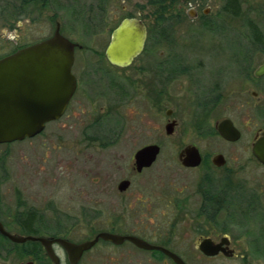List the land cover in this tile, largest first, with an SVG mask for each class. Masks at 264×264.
Instances as JSON below:
<instances>
[{
    "label": "flooded vegetation",
    "instance_id": "af4514ba",
    "mask_svg": "<svg viewBox=\"0 0 264 264\" xmlns=\"http://www.w3.org/2000/svg\"><path fill=\"white\" fill-rule=\"evenodd\" d=\"M126 19L138 18L128 17L118 21L117 25L110 29L104 51H92L82 55L80 59L77 57V52L87 48L64 36L60 20L55 21L56 29L53 36L59 30L64 38L75 45L72 67L76 81L75 92L59 119L48 123L42 133L36 137L15 142H33L34 148L42 153L41 160L44 163L50 160L51 163L55 162L47 177L51 189L49 212L33 204L29 206L21 200L22 191L17 193L19 201L15 212H10L0 202V223L5 231L12 236L37 239L16 243L0 233V264H9L11 260H8L11 258L20 261L19 264H179L178 259L183 264H230L233 260L244 259V256L239 255L241 253H264L262 181L237 180L231 174L226 175L223 180H216L209 170L200 180L173 190L172 194V191H167L162 185L153 186L150 181L136 180L157 162L152 167L139 171L136 168V153L148 146H158L161 154V141L175 135L188 134L181 123L185 113L187 111L191 113L190 110L193 108L195 110L193 109L191 115L196 117L191 126L192 132L190 129L188 132L198 134L202 125L209 122L207 120L212 117L217 103L223 100L220 94V100L217 101L216 91L221 80L226 76L228 78L229 75L226 74L228 69L216 73V69L211 68L208 73L212 85L210 88H205V72L203 73L205 69L193 70L177 58H171L169 61L157 62L156 68H138L132 70L133 74L129 77L120 76L119 72H131L129 68L143 56L148 57V60H158L165 56L163 51L157 55L146 52L150 44L149 28L144 20L138 19L147 29L143 51L129 67L123 68L111 64L106 51L113 32ZM100 22H94L96 30L99 24L104 23ZM89 27L84 26L83 33L92 32L93 26ZM96 30L93 31L95 34H97ZM254 34L252 44L261 45L263 42L258 35L259 32L255 30ZM164 40L167 41L164 36L157 41L153 40V46L157 48ZM234 56L239 55L234 54ZM240 56L237 75L258 85L264 74L256 76V73L264 64L251 70L252 54L247 52L246 55L243 56L242 53ZM104 61L118 72L105 69ZM174 62H178L179 68L170 67ZM183 79L187 83V90L182 87L171 89L175 82ZM250 95L252 101L245 100L241 104L245 111L247 110L245 114L250 113L256 120L262 116L263 104L257 91H251ZM105 101L110 106H107ZM224 120H230L240 132L241 137L238 141L230 142L221 137L218 126ZM152 122L157 126L149 127ZM138 125H146V128L154 131L155 138L159 142L140 148L133 156V166L126 168L125 173H120V168L93 170L86 168L87 152L95 143L98 152L114 148L127 137L128 132L134 133L138 130ZM169 126L171 133H168ZM213 133L218 134L229 144L238 143L244 136V132L228 117L216 121L214 129L208 131L209 135ZM262 133L264 129L254 130L250 150L254 162L264 168V165L253 155V146ZM189 147L199 151L202 162L198 167L188 168L179 161L181 153ZM219 155L223 156L225 161L221 167L213 163V159ZM8 156L9 153L5 152L0 165V173L3 177L8 174L6 166ZM183 158H186V154ZM178 162L183 167L178 171L186 174L201 169V166L209 167L200 149L193 144L180 150ZM211 163L216 169L221 170L227 165V160L224 155L216 154L212 157ZM242 172L243 170H240L237 174L240 175ZM89 180L98 186L101 211L79 215L59 211L66 200L65 191ZM125 182L127 185L121 190L120 186ZM108 199L114 206L106 211ZM157 219L173 220V222L168 224L169 227L165 225V227L150 228L132 223L129 229L121 228L124 220ZM218 221H223V227H218ZM235 221H239L243 229H233ZM253 222L256 223V228L251 229L249 227L254 226ZM184 223L187 224L186 227H179ZM106 224V227H99ZM101 234L134 237L147 245L140 247L129 240L116 244L100 238L78 257L61 243L65 241L80 245L95 241ZM39 239L47 241V244H43ZM213 253L216 254L209 255Z\"/></svg>",
    "mask_w": 264,
    "mask_h": 264
},
{
    "label": "rangeland",
    "instance_id": "374dc122",
    "mask_svg": "<svg viewBox=\"0 0 264 264\" xmlns=\"http://www.w3.org/2000/svg\"><path fill=\"white\" fill-rule=\"evenodd\" d=\"M228 1L163 0V4L153 5L149 0H0V59L21 48L52 37L56 29L55 21L58 20L62 24L61 31L64 36L87 48L77 52V57L80 59L86 53L104 51L110 29L112 30L118 21L128 17L142 19L149 28L150 44L148 43L146 52L157 55L163 51L165 56L158 60H148V57L143 56L129 68L131 72H119L120 76L129 77L133 74L132 70L138 68H156L157 62L169 61L171 58H177L193 70L205 69L203 70L205 88H210L212 85L209 78L211 68H215L216 73L228 69L226 74L229 76L224 77L220 86L217 87L215 97L218 101L222 94L223 100L217 103L212 117L207 120L209 122L202 125L198 134L191 133V126L196 117L191 113L195 108L190 110L191 113L186 112L185 109L186 113L181 125L183 124L182 127L188 134L175 135L161 141L162 150L157 162L136 180L150 181L153 186L162 185L167 191H172V194L173 190L200 180L209 170L216 180H223L226 175L231 174L237 180L262 181L264 184V168L254 162L250 150L254 130L264 129V78L256 85L237 75L240 67L238 59L242 53L243 56L247 52L252 54L251 70L264 64V0H233L236 2L237 16L224 10ZM190 11L196 15L195 18L189 15ZM94 22L104 23L99 24L96 30ZM90 25L97 34L93 31L89 34L83 33V27L90 28ZM255 30L259 32L258 35L262 39L261 45L252 44ZM163 36L167 38V41L164 40L157 48L153 46V40L157 41ZM104 63L105 69L117 71L105 61ZM177 63L174 62L170 67L179 68ZM184 81L183 79L175 82L171 89L182 87L187 90V83ZM251 91L259 93L263 104L262 116L256 120L250 113L245 114L247 110L245 111L241 104L245 100L252 101ZM105 104L108 102L105 101ZM224 117L231 118L244 132L243 138L236 144L225 142L218 134H208L209 130L214 129L216 121ZM156 126L157 124L152 122L149 127ZM138 127L139 129L134 133L128 132L127 137L114 148L98 152L95 143L94 147L87 152L86 168H92V170L120 168V173H125L126 168L133 166V156L140 148L159 142L155 138L154 131L146 128V125H138ZM188 129L191 132H188ZM189 144L200 149L209 167L201 166V169L188 174L178 171L179 168H183L178 162L180 150ZM5 152L9 153L6 162L8 174L3 177L0 173V202L3 207L10 212H15L19 201L17 193L22 191L21 200L29 206L33 204L49 212L51 189L47 177L55 162L45 160L44 163L41 160L42 153L34 148L33 142L0 146V165ZM216 154L224 155L227 160V165L221 170L216 169L211 163L212 157ZM240 170L243 172L238 175ZM98 191V186L90 180L73 189H68L65 191L67 194L64 195L65 203L63 204L61 200L63 206L59 211L77 215L100 212ZM107 201L106 211L112 205L114 206L110 199ZM172 222L173 220L161 219L124 220L121 228L129 229L132 223L150 228L165 227V225L169 227ZM218 223V227H223V221ZM233 223H235L232 226L233 229H243L239 221ZM253 224L254 226L249 228H256V223L253 222ZM186 225L184 223L179 227H186ZM106 226L107 224L99 227ZM239 255L244 256V259L233 260L230 264H264V253ZM8 261H10L9 264L20 263L14 258Z\"/></svg>",
    "mask_w": 264,
    "mask_h": 264
},
{
    "label": "water",
    "instance_id": "95a60500",
    "mask_svg": "<svg viewBox=\"0 0 264 264\" xmlns=\"http://www.w3.org/2000/svg\"><path fill=\"white\" fill-rule=\"evenodd\" d=\"M207 13V12H206ZM192 18L196 15L189 12ZM147 38V29L138 19H126L113 32L106 55L111 64L129 67L143 51ZM75 57V45L64 38L59 30L46 41L21 49L0 59V145L12 144L31 139L41 134L45 126L61 117L68 101L75 92L76 81L72 74ZM264 74V66L256 76ZM171 126L168 133H171ZM221 137L230 142L240 139V132L230 120H224L218 126ZM160 154L158 146H148L135 156L136 168H150ZM186 154V158H183ZM254 157L264 165V133L253 146ZM183 166L198 167L202 160L199 151L189 147L179 157ZM218 167L225 164L223 156L213 159ZM127 183H122L120 189ZM0 233L16 243L36 241L33 237H16L8 234L0 223ZM116 244L126 240L145 247L147 244L134 237H121L101 234L92 242L74 245L62 241L68 250L80 257L100 239ZM43 244L47 241L39 239ZM216 254V253H215ZM209 254V255H215ZM179 264H183L179 259Z\"/></svg>",
    "mask_w": 264,
    "mask_h": 264
},
{
    "label": "trees",
    "instance_id": "16d2710c",
    "mask_svg": "<svg viewBox=\"0 0 264 264\" xmlns=\"http://www.w3.org/2000/svg\"><path fill=\"white\" fill-rule=\"evenodd\" d=\"M149 2L153 5L154 4H163V0H149ZM235 4H236V2H234L233 0H229L226 7L224 8V10L226 12L232 13L234 16H237L238 11H237V7H235L236 6ZM234 8H236V10ZM168 27H170V26H168Z\"/></svg>",
    "mask_w": 264,
    "mask_h": 264
}]
</instances>
